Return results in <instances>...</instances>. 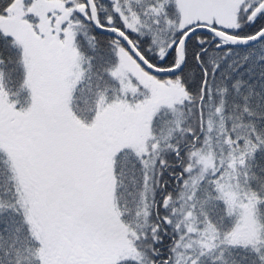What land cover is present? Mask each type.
Listing matches in <instances>:
<instances>
[{"label": "snow or ice", "instance_id": "obj_1", "mask_svg": "<svg viewBox=\"0 0 264 264\" xmlns=\"http://www.w3.org/2000/svg\"><path fill=\"white\" fill-rule=\"evenodd\" d=\"M0 264H264V0H0Z\"/></svg>", "mask_w": 264, "mask_h": 264}]
</instances>
